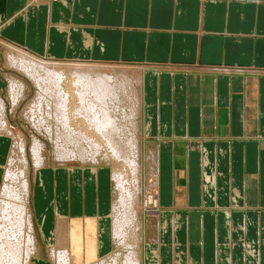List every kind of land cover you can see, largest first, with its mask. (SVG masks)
I'll use <instances>...</instances> for the list:
<instances>
[{
	"label": "crops",
	"instance_id": "crops-1",
	"mask_svg": "<svg viewBox=\"0 0 264 264\" xmlns=\"http://www.w3.org/2000/svg\"><path fill=\"white\" fill-rule=\"evenodd\" d=\"M0 38L140 69L159 216L142 264H264V0H0ZM50 169L32 187L45 235L57 212L107 214V170Z\"/></svg>",
	"mask_w": 264,
	"mask_h": 264
},
{
	"label": "bare ground",
	"instance_id": "bare-ground-1",
	"mask_svg": "<svg viewBox=\"0 0 264 264\" xmlns=\"http://www.w3.org/2000/svg\"><path fill=\"white\" fill-rule=\"evenodd\" d=\"M32 55L18 50L5 55L6 68L19 76H5L9 106L16 109L30 93L23 81V77L28 78L35 95L23 113L38 137L32 134L27 141L19 131L12 130L6 118V104L0 98V264L43 263L28 201L31 183L39 184L42 171L50 169L46 167L43 141L51 147L54 167L50 170L61 169L66 174L78 170L80 175L87 171L88 178H94L99 170H104L101 168L107 167L114 196L110 206V238L114 249L109 252V242L105 244L100 239L106 236L107 229L105 225L99 229L98 215L72 216L68 222L57 213L55 219L63 230L51 231L46 239L52 264H142L145 239L142 212L149 219L159 216L155 198V152H151L147 164L151 181L143 208L137 151L143 125L133 132L128 127L133 119L140 118V71H125L94 62L90 65L103 68L92 67L89 62L81 61H59L67 64L41 61L42 64L33 61L39 58ZM10 139L11 154L3 169ZM15 151L18 156H14ZM101 249L109 253L97 258L95 255Z\"/></svg>",
	"mask_w": 264,
	"mask_h": 264
},
{
	"label": "rangeland",
	"instance_id": "rangeland-1",
	"mask_svg": "<svg viewBox=\"0 0 264 264\" xmlns=\"http://www.w3.org/2000/svg\"><path fill=\"white\" fill-rule=\"evenodd\" d=\"M52 1H55V0H52ZM12 50H18V51H21L22 52L21 49H19V48L15 47V46H13V45L5 42L4 40H2L0 38V98L6 104L5 105L6 106V118H7L8 122H9L11 128H13L12 130L14 132L19 131L18 134H22V136L25 137L27 141H29L30 136L32 134L35 135L36 137H38V134L34 130H32L33 128H31L30 125L27 123V121L24 118V113L23 112H24V109H25L26 105L33 99V97L35 95V93H34L35 89H34V86L32 85V82L28 78L23 77L25 79V80L23 79V81L28 86V88L30 90V93L26 96V98H24L20 102V104L16 107V109L14 108L12 110L10 108L8 99L6 97L7 81H6L5 76H7V75H13V76L19 77L18 74H15L13 71H11L8 68H6V58H5V55L7 53H10V51H12ZM23 52H25V51H23ZM32 56H34V55H32ZM34 57H36V56H34ZM36 58H39V57H36ZM31 60H32V58H31ZM39 60L33 59V61H35L37 63L39 62V63H42V64H44V63L41 62V61H47L49 63H51V62H57V63H60V64L61 63H63V64L65 63V62H59V61L46 60L44 58H39ZM67 63H69V62H66L65 64H67ZM88 64H89V66H92V67H99V66L90 65V64H94V63H91V62H89ZM96 64H98V63H96ZM102 65H105V64H102ZM113 65H117V64H113ZM109 66H111V65H109ZM121 66H125V65L112 66V68H116L117 67V69H121V70H125V71H131V72L132 71H140L139 68L121 67ZM99 68H103V67H99ZM20 78H21V76H20ZM134 96H135V93H134ZM131 103H130V106L129 107H131ZM138 119H139V123H138ZM133 123H134V125H133ZM128 127H129V129L132 132L135 130V128L136 129H139V128L141 129V121H140V118L133 119L132 122L130 123V126H128ZM140 136H141V139H140L139 143H137L138 144V147H139V148L137 147L138 148L137 151L139 150L138 151V153H139L138 154V158H139V161H140V164H141V172H142L141 173V183H142V189H141V191H142L141 192V205L144 208L145 205H146L145 204L146 199L149 196L148 195V193H149L148 192V186H149L148 184L151 181L150 180V177L148 176L150 173H149V170L147 169V168H149V165H147V164L149 163L148 161H150V159H151L150 155H151V152L154 151V148L149 143V141H147L146 139H144V137H143L144 135H143L142 129H141V135ZM8 142H9L8 143L9 144V147H8L7 153L5 155V159H4L5 160V162H4L5 164L3 165V169L5 168L6 161H7V157H9V155L11 154L10 153V151H11V149H10L11 145L10 144L12 143L11 142V139ZM43 142L46 145V154H45V157H46L47 163H48V164H46V167L53 168L54 167V164H53V156L51 154V147H50V145H49L48 142H45V141H43ZM26 152H27L26 153V155H27L28 154V146L26 147ZM16 155L17 154H16V151H15V155L14 156H16ZM28 156H29V154H28ZM73 166H77V165H74L73 164ZM31 168L32 167L30 165V169H29V175H30L29 177H30V179L33 176V173H32ZM101 169H105L109 173L108 181H109V184H110V187H111L110 202H109V208H108V211L109 212H107V214L104 217L103 216L98 217V216H100L98 213L97 214L94 213V215H98L97 217H98V221L99 222L101 221L100 218H102L103 221L105 222L104 225H105V228L107 229V234H106V236L104 235V237H105L104 239H106V242H109L108 247H109V252H110L111 250L114 249L113 246H112V239L110 238V223H111L110 222L111 221V213H110V209L111 208H110V206H111V203H112V199L114 200V196H112L113 195V193H112V183H111V180H110L111 173H110V171L108 170L107 167L101 168ZM99 171H98V175H99ZM30 181H32V179ZM31 187H33V184L32 183H31ZM32 197H33V193L30 194L29 199H28L29 206H30L29 209H30V211L32 213V217H33L32 219H33V227H34L33 229H34V233H35V238H36V241H38L37 243H38V245H39V247L41 248V251H42V258H43V263L42 264H52L51 260L48 257L49 245H48V243H46L47 242L46 239H48V236L44 234L45 232H43L41 228L39 230V228L37 227V225L35 223V216H34L33 208H32V200H33ZM34 197H35V195H34ZM33 203H34V201H33ZM57 213H59V212H57ZM108 213H109L110 216H108ZM60 215L63 216V219H66L68 222H71L72 221V219H71L70 216L66 217L63 214H60ZM141 218L143 219V223L145 225L144 228H143V237L146 238L147 237V234H148V236L149 235H152L153 236V234H151L152 230L150 228V225H152V221H155V219H154L155 217L153 216V218L151 217V219H149L148 218V214L145 213V212L144 213L142 212V217ZM38 225H39V223H38ZM53 230H56V231L63 230L62 227L59 226V223H57L56 219L54 221V228L52 229V231ZM93 230L95 231V229H93ZM40 231H41V233H40ZM50 232H49V234H50ZM41 234H42L43 238H42ZM101 238H102V236H100V239ZM105 255L106 254H103V255L96 254L95 256L97 258H100V257L105 256Z\"/></svg>",
	"mask_w": 264,
	"mask_h": 264
}]
</instances>
